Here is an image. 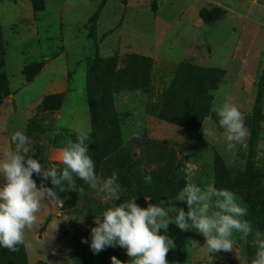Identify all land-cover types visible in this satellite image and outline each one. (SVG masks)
Here are the masks:
<instances>
[{
    "label": "rangeland",
    "instance_id": "rangeland-1",
    "mask_svg": "<svg viewBox=\"0 0 264 264\" xmlns=\"http://www.w3.org/2000/svg\"><path fill=\"white\" fill-rule=\"evenodd\" d=\"M211 6L226 13L206 28L198 11ZM1 72L0 157L13 147L11 134L21 131L34 145L33 158L61 168V148L80 131L90 130L86 143L97 141L95 153L103 147L106 118L90 109V98L96 108L109 100V113L120 114V147L95 167L101 179L119 174L118 199L77 178L83 191L58 192L62 208L43 201L36 224L24 232L28 264H111L113 256L127 264L119 246L94 254L81 243L90 238L94 216L133 197L141 207L145 196L171 207L189 177L201 188L215 187L216 153L235 181L238 202L253 214L243 217L253 233H234L232 252L208 253L202 235L170 224L161 230L175 242L166 259L247 264L255 232L264 233V0H0ZM170 86L183 100L207 105L197 131L157 116ZM226 98L243 113L249 132L232 149L211 111ZM242 192L257 205L250 208ZM175 206L187 211L186 204Z\"/></svg>",
    "mask_w": 264,
    "mask_h": 264
},
{
    "label": "clouds",
    "instance_id": "clouds-1",
    "mask_svg": "<svg viewBox=\"0 0 264 264\" xmlns=\"http://www.w3.org/2000/svg\"><path fill=\"white\" fill-rule=\"evenodd\" d=\"M137 94H140L139 90ZM230 100L226 98L219 105L213 103L211 111L218 118L228 148L232 149L243 144L249 132L243 113ZM89 140L90 130L80 131L75 141L67 140L60 150L62 167L57 168L45 167L33 158L34 145L24 132L11 134L13 147L0 157V178L4 181L0 184V247L10 252L18 251V245L30 247L25 242L24 232L36 224L42 202L47 199L62 208L63 200L58 192L83 191L77 186V178L110 199H118L119 174L113 171L104 179L96 175L95 161L89 155V144L86 143ZM34 175L40 179L39 186ZM45 181H49L51 187L46 186ZM145 202L146 207H141L133 197L107 207L94 216L95 226L90 228V238H81V243L89 244L94 254L107 247L119 246L129 258L127 264H168L166 257L175 248V242L161 234V230L166 233L170 224L181 231L195 230L202 235L208 253L232 252L234 233L242 234L243 238L253 233L251 223L243 219L247 208L241 206L234 192L213 185L201 188L190 177L171 202V207H165L163 201L153 203L148 196H145ZM176 202L186 204L187 211L175 206ZM78 222L83 223V219L79 218ZM252 243L255 253L251 264H264V233L256 231ZM111 264L122 262L113 256Z\"/></svg>",
    "mask_w": 264,
    "mask_h": 264
},
{
    "label": "trees",
    "instance_id": "trees-1",
    "mask_svg": "<svg viewBox=\"0 0 264 264\" xmlns=\"http://www.w3.org/2000/svg\"><path fill=\"white\" fill-rule=\"evenodd\" d=\"M225 10L217 7L211 6L209 8L202 7L198 11L199 18L202 20V23L206 27L213 26L218 20L222 18L225 14ZM3 75V73H0ZM31 77L27 78V81H31ZM119 89L118 86L115 87ZM170 95L168 91L165 94L166 100L160 105L157 116L160 119L169 121L176 125L182 126L190 131H197L202 123L203 118L207 113V105L202 106V101H186L183 100L181 95L177 93V90H173L171 86ZM198 92H202V89L198 88ZM207 98V103L208 100ZM43 103V102H42ZM90 109L96 110L97 112H103L101 117H105L106 120L102 123L100 141L103 143V147L99 149L98 153H95V148L97 147V141L94 140L91 145H89V153L95 154L98 160L95 163L96 169L99 167L101 161L107 159L111 154L119 149L121 139L120 131L118 124L120 123V114L117 112L109 113L110 101L101 100L99 101V106L96 108L91 103L90 98ZM94 145V146H93ZM99 163V164H98ZM213 167H214V181L215 188L217 189H228L232 191V186L235 181H232L230 178L229 170L227 169L223 158L220 154L216 153L213 158ZM250 176V175H249ZM251 185V183H250ZM241 196L244 201H246L253 208L257 205L254 200L253 195H247L245 192L241 193ZM251 216V210L246 214ZM251 220V219H249ZM18 251L10 252L9 250L0 247V264H28L27 255L24 245H18ZM255 252L254 246H248L247 248V264H251ZM76 264H80L79 259L75 260ZM35 264H49L44 260H38Z\"/></svg>",
    "mask_w": 264,
    "mask_h": 264
},
{
    "label": "crops",
    "instance_id": "crops-1",
    "mask_svg": "<svg viewBox=\"0 0 264 264\" xmlns=\"http://www.w3.org/2000/svg\"><path fill=\"white\" fill-rule=\"evenodd\" d=\"M226 13V12H225ZM225 15V14H224ZM199 16V15H198ZM200 19V18H199ZM201 20V19H200ZM219 21V20H218ZM201 22H202V20H201ZM203 24V23H202ZM204 26V25H203ZM206 27V26H205ZM212 27V26H211ZM211 27H206V28H211ZM7 132H9V131H7ZM7 135H8V133H7Z\"/></svg>",
    "mask_w": 264,
    "mask_h": 264
}]
</instances>
